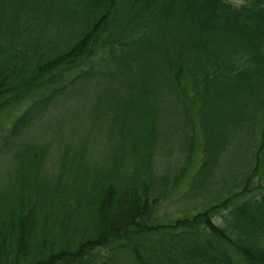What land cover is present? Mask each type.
<instances>
[{
    "label": "trees",
    "instance_id": "trees-1",
    "mask_svg": "<svg viewBox=\"0 0 264 264\" xmlns=\"http://www.w3.org/2000/svg\"><path fill=\"white\" fill-rule=\"evenodd\" d=\"M253 3L237 12L224 0H0V123L14 115L0 135L12 168L0 183V264H114L117 253L135 264H264V190L169 223L156 214L186 182L198 127L189 190L207 192L235 142L249 147L254 117L264 125V0ZM113 84L129 93L113 92L120 151L105 144L100 162L59 129L31 136L92 89L109 101ZM177 136L187 162L161 177Z\"/></svg>",
    "mask_w": 264,
    "mask_h": 264
},
{
    "label": "rangeland",
    "instance_id": "rangeland-1",
    "mask_svg": "<svg viewBox=\"0 0 264 264\" xmlns=\"http://www.w3.org/2000/svg\"><path fill=\"white\" fill-rule=\"evenodd\" d=\"M185 86L187 88L185 91L190 100L188 101V105L193 98L192 105H190L189 108L190 113L195 116L196 102L194 100H196V97L189 91V87L187 85ZM113 87L109 101H96L99 91V89L96 88L90 91V99L83 103L82 106L71 104L64 110L55 109L37 126L35 131H32L31 136L36 137L42 134L44 139L50 137L48 140L55 136L60 138L57 135L59 129L63 135L72 138L71 142L74 140L78 145L86 143L88 145V155L91 156L90 158L100 162L105 158V154L110 155V153L120 151L123 146L121 143L123 142L124 133L122 132L123 129L120 127L118 120L115 118V114L117 113L114 110V106L117 101L113 98V92L126 96L129 95V93L126 89H121L117 84H113ZM78 97L82 98L86 96L80 93ZM58 113L60 114L57 115ZM63 113H66L65 117L59 121V116ZM13 117L14 115L11 113L3 124L0 123V135L5 134L8 129L6 127L10 124ZM199 119H197L196 116L195 118L193 117L191 125L198 123ZM258 120L254 117V121L250 124L251 130H249L250 132L247 138L250 143L249 147H237L235 142L234 147L226 154L227 156L222 166L215 173L216 185L212 186L207 192L204 191V188L198 189L192 187L189 190L190 179L193 178L202 155L200 150L201 144L203 143L202 134L200 132L201 129L198 127L197 137L195 130L194 137L196 138H194L193 142L194 155L193 160H189V162H192V167L185 177V184L178 190H174L170 196L164 200L163 204H159V207L156 209V214H158L160 220L169 223V221L179 218L190 217L199 211L210 208L215 203L222 202L227 197L234 196L237 192H242L244 189L247 191L242 192V195L239 194L233 197L232 205L238 204L251 195H255L264 190V144L261 145L264 138V125L258 122ZM111 123L115 127L112 133L110 132ZM228 125L231 126V120L228 121ZM126 131L127 128L124 132ZM131 137L132 135L128 136V138ZM177 137L179 138V136ZM105 144L108 145L107 149L110 153H105ZM126 148H128V145ZM165 148L166 151L170 149L171 153L168 157V162L164 161L167 158V155H164L163 163L161 167L158 168L161 177L166 173L168 164H171V166L168 167L169 173H176L180 172L183 168L182 165H185L187 162L186 155L188 154V150L184 153L181 149L180 138L177 139L172 137V141L166 144ZM58 149L57 144L52 145V158L57 159L59 157L60 152H57ZM257 154H260L261 158L260 160L258 158L256 161L254 157H256ZM9 159L10 157L8 156L0 159V183H4L3 180L6 177L8 169L11 168V166H8ZM4 160H7V167H5L3 163ZM10 170H12V168ZM196 191H200L196 198L189 193ZM184 194H186V198H182ZM216 219L219 220L218 217H216ZM115 256L114 264H135L133 259L126 253H117Z\"/></svg>",
    "mask_w": 264,
    "mask_h": 264
},
{
    "label": "clouds",
    "instance_id": "clouds-1",
    "mask_svg": "<svg viewBox=\"0 0 264 264\" xmlns=\"http://www.w3.org/2000/svg\"><path fill=\"white\" fill-rule=\"evenodd\" d=\"M224 2L237 12H243L245 9L253 10L256 8L253 0H224ZM240 23L251 26V21L248 20L246 16H241Z\"/></svg>",
    "mask_w": 264,
    "mask_h": 264
}]
</instances>
